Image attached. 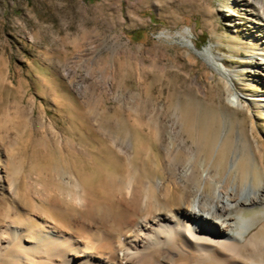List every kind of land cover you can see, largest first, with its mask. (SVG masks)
<instances>
[{"label":"rangeland","instance_id":"obj_1","mask_svg":"<svg viewBox=\"0 0 264 264\" xmlns=\"http://www.w3.org/2000/svg\"><path fill=\"white\" fill-rule=\"evenodd\" d=\"M187 39L211 47L217 67ZM263 53L264 0H0V207L53 211L82 231L92 216L63 198L69 177L118 221L148 214L144 196L159 180L163 201L179 206L193 183L178 186L174 165L190 149L230 186L264 188V103L243 98L264 93Z\"/></svg>","mask_w":264,"mask_h":264},{"label":"bare ground","instance_id":"obj_2","mask_svg":"<svg viewBox=\"0 0 264 264\" xmlns=\"http://www.w3.org/2000/svg\"><path fill=\"white\" fill-rule=\"evenodd\" d=\"M187 43L217 67L211 47L197 50L190 39ZM258 56L264 59V53ZM258 70L264 82V61L258 63ZM228 84L234 86L232 79ZM243 98L264 103V93ZM228 102L243 106L242 96L236 93L228 96ZM174 141L184 142L177 130ZM118 145L130 158V146ZM195 151L190 149L187 164L174 165L177 185L187 188L193 183L192 196H184L179 206L167 205L163 201L167 183L155 181L148 184L144 196L150 212L142 217L118 221L108 205H96L92 192L70 177L63 182L75 191L63 198L92 216L82 231L58 224L53 211L37 210L40 213L34 215L20 204L0 207V264H264V208L246 214L247 206L264 200V188L241 190L227 179L213 177L205 158H197ZM198 170L204 185L212 184L211 195L194 183ZM137 181L130 169L124 187L129 201L139 192Z\"/></svg>","mask_w":264,"mask_h":264}]
</instances>
